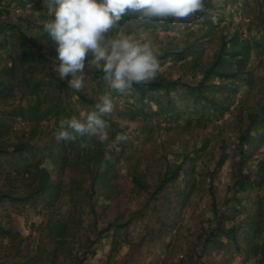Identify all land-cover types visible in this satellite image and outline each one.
Masks as SVG:
<instances>
[{"label": "rangeland", "instance_id": "obj_1", "mask_svg": "<svg viewBox=\"0 0 264 264\" xmlns=\"http://www.w3.org/2000/svg\"><path fill=\"white\" fill-rule=\"evenodd\" d=\"M216 1L220 31L250 15L242 0ZM251 2L252 15L264 18V0ZM47 5L0 0V264H150L157 242L169 243V264H264L262 81L253 92L240 63L235 82L220 72L206 90L197 56L186 61V47L203 40L202 31L189 33L201 22L188 28L128 13L102 44L147 33L160 64L156 78L120 94L89 54L85 87L75 92L56 71ZM222 34L224 50L232 36ZM205 44L209 60L214 42ZM109 91L108 141L56 140L62 119L90 111ZM120 134L127 139L117 142Z\"/></svg>", "mask_w": 264, "mask_h": 264}, {"label": "clouds", "instance_id": "obj_2", "mask_svg": "<svg viewBox=\"0 0 264 264\" xmlns=\"http://www.w3.org/2000/svg\"><path fill=\"white\" fill-rule=\"evenodd\" d=\"M52 19L44 24V31L53 42L58 62L56 71L75 92L85 87V68L90 61L102 71L108 87L120 94L133 90L134 85L153 81L160 69L151 37L141 32L113 40L110 48L103 46L104 34L113 29L128 13L141 19L175 18L185 20L204 11L203 0H48ZM114 111L111 91L100 95L90 111L81 112L60 121L56 140L75 141L78 137H96L108 141L105 117ZM117 135L116 141L126 140ZM82 148L87 143H81Z\"/></svg>", "mask_w": 264, "mask_h": 264}, {"label": "crops", "instance_id": "obj_3", "mask_svg": "<svg viewBox=\"0 0 264 264\" xmlns=\"http://www.w3.org/2000/svg\"><path fill=\"white\" fill-rule=\"evenodd\" d=\"M246 7H250L247 11L250 15L247 14L245 16L246 18L242 20V22H239V19L237 20V25L235 29H231L232 26H227L225 30L220 31L218 28H216L215 20H216V13L215 11L216 0H203L204 3V11L201 12L202 15H200V18H187L186 20V27H191L195 24V22L198 20V22H201L200 28H193L191 27L190 32L192 31H202V34L200 35V39H203L197 44L196 49L193 51H189V49L186 47V61L189 59V56L191 55L193 58L194 55L197 57L195 58V64H197L199 72L200 70L204 73V75L200 74V79L205 82V89L209 90L212 87V84L214 83V79H220L219 77H222V75H218L220 72H224L227 75L223 76V78H229L230 81L229 84L231 85L234 81L233 76L231 75L235 70L239 69V65L243 67H246L247 72V81L253 82L252 90L255 92V88H259L260 86V80L262 81L261 87H263L264 91V18H256V16L252 15L251 12H253V2L251 0H242ZM237 2H241V0H237ZM216 12V11H215ZM202 18V19H201ZM200 19V20H199ZM180 21V20H178ZM239 22V23H238ZM261 23L260 27H256V24ZM235 26V25H234ZM240 26H245L244 31H242L241 35L239 32ZM218 30V31H217ZM232 31V33L227 34V32ZM220 32H223L222 36H226V34L231 38L227 40L228 46L224 50L219 49V36L218 34ZM195 35L191 33L189 37L193 38ZM218 36V38H216ZM220 38L222 42V37ZM188 37V40L190 38ZM256 37V38H255ZM213 40L214 45L211 47L213 51H208V55L211 56L210 59L215 61L210 63V59L208 60V57L205 58L206 52V44L208 41ZM218 42V43H217ZM221 50V51H220ZM260 52L262 53L260 55ZM178 57H181L180 53L177 54ZM229 59V60H228ZM261 63V68L259 64ZM250 72H249V71ZM260 71V72H259ZM201 72V73H202ZM237 72V71H236ZM235 72V73H236ZM262 73L257 76V73ZM216 75H213L215 74ZM206 75V76H205ZM209 76V77H208ZM224 80V79H223ZM221 84V83H220ZM237 84V83H236ZM228 86L227 89H231L232 86ZM264 120V118H263ZM260 152V151H259ZM262 152V151H261ZM259 154V153H258ZM261 182H264V179H261ZM163 246L166 247L165 249H162ZM159 248V249H158ZM169 243L168 242H157V251L155 255L158 256L153 258L151 260L150 264H169L170 261V255H169ZM168 249V250H167ZM222 249V248H221ZM160 250V251H159ZM166 257V259H164ZM147 264V262H146ZM183 264V263H182ZM186 264V263H184Z\"/></svg>", "mask_w": 264, "mask_h": 264}, {"label": "trees", "instance_id": "obj_4", "mask_svg": "<svg viewBox=\"0 0 264 264\" xmlns=\"http://www.w3.org/2000/svg\"><path fill=\"white\" fill-rule=\"evenodd\" d=\"M29 52L31 54V58L33 61H35V62H46L45 57L43 55H41L39 52H35V51H29ZM30 94L35 96L36 95V88L35 89L33 88L30 91ZM40 180H41V183L43 186V190L44 189L46 190L50 181H51L49 172L47 170L43 169V171L40 174Z\"/></svg>", "mask_w": 264, "mask_h": 264}]
</instances>
